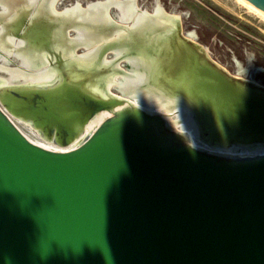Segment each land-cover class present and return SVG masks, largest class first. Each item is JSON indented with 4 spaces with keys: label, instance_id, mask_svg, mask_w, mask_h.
I'll use <instances>...</instances> for the list:
<instances>
[{
    "label": "water",
    "instance_id": "water-1",
    "mask_svg": "<svg viewBox=\"0 0 264 264\" xmlns=\"http://www.w3.org/2000/svg\"><path fill=\"white\" fill-rule=\"evenodd\" d=\"M35 1L0 0V264H264V85L161 8Z\"/></svg>",
    "mask_w": 264,
    "mask_h": 264
},
{
    "label": "rangeland",
    "instance_id": "rangeland-1",
    "mask_svg": "<svg viewBox=\"0 0 264 264\" xmlns=\"http://www.w3.org/2000/svg\"><path fill=\"white\" fill-rule=\"evenodd\" d=\"M73 2L75 0H66L57 8L61 10L63 6ZM138 2H146V9L153 6V0ZM158 4L166 12L178 14L184 31L196 30L200 41L231 71L237 70L236 63L232 60L237 58L246 68L245 75L264 84L263 15L249 9L239 0H158ZM78 52L81 53V50ZM10 59L8 64L0 59V64L14 68L19 65L18 57ZM9 75L10 72L0 71V76L7 78ZM140 104L144 105V101H140ZM16 123L24 132L38 137L27 125L19 121Z\"/></svg>",
    "mask_w": 264,
    "mask_h": 264
},
{
    "label": "flooded vegetation",
    "instance_id": "flooded-vegetation-1",
    "mask_svg": "<svg viewBox=\"0 0 264 264\" xmlns=\"http://www.w3.org/2000/svg\"><path fill=\"white\" fill-rule=\"evenodd\" d=\"M64 2H66V0H58V4L60 5V7ZM99 3L103 4L105 6V8L108 10V15L110 16V18L118 20V21L120 19L118 18L116 12H118V13L120 12V7L125 8V10L128 13V17L125 19V21L126 22L128 21L129 22L128 24H130V25L133 24L134 21H137V19L140 18V16H142V13H144V12H150V13L156 12V11H158V8H161V6L157 3V0L150 9L143 8L144 5L139 4L138 0H75V2L71 3L70 5L63 6L62 9L68 8V7L73 6V5H77L78 9H80V8H91L92 5H97ZM176 15H178V14H176ZM107 18H109V17H107ZM184 33L187 36H189L190 38H192L193 40H195V41L199 42L200 44H202L203 46H205L200 41V39H199L200 37L197 34L196 30H191V31H187V32L184 31ZM211 55H212V53H211ZM213 58L215 60H217L214 56H213ZM232 60L235 61V63H236V68H237L236 71H231L229 67L225 66L220 61H218V60L217 61L220 62L222 65H224L233 74H236V75L242 76L244 78H248V79H252V80L256 81L251 76L244 74L246 68H244L243 65L239 61H237V58L232 59ZM20 65H21V63L17 67H15V69L19 68Z\"/></svg>",
    "mask_w": 264,
    "mask_h": 264
},
{
    "label": "bare ground",
    "instance_id": "bare-ground-1",
    "mask_svg": "<svg viewBox=\"0 0 264 264\" xmlns=\"http://www.w3.org/2000/svg\"><path fill=\"white\" fill-rule=\"evenodd\" d=\"M36 1H37V0H36ZM36 1H35L34 3H36ZM55 1H56V0H53V2H55ZM239 1H240L243 5L247 6L249 9H251V10H253V11H256V12H258V13H260L261 15L264 16L263 11H260V9H258L256 6L254 7L253 4L251 5L250 2L248 3L247 0H239ZM38 4H39V2H38ZM97 5H102V4L99 3V4H97ZM92 6H94V5H92ZM73 8H78V7H77V5H73V6H71V7H68V9H73ZM106 14H108V10H107V9H106ZM77 36H78V35H77ZM120 82H121V81H120ZM140 101L147 102V98H140ZM149 105H155V98L149 101ZM22 131H23V130H22ZM23 132H24V131H23ZM24 133H25L29 138H31V139H33V140H35V141L41 143V144L44 145V146H48V147L54 146L53 144L48 143V142H46L45 140L40 139V138H38V137H35V136L31 135L30 133H27V132H24Z\"/></svg>",
    "mask_w": 264,
    "mask_h": 264
},
{
    "label": "built area",
    "instance_id": "built-area-1",
    "mask_svg": "<svg viewBox=\"0 0 264 264\" xmlns=\"http://www.w3.org/2000/svg\"><path fill=\"white\" fill-rule=\"evenodd\" d=\"M51 147H55V146H51ZM55 148H58V147H55Z\"/></svg>",
    "mask_w": 264,
    "mask_h": 264
}]
</instances>
